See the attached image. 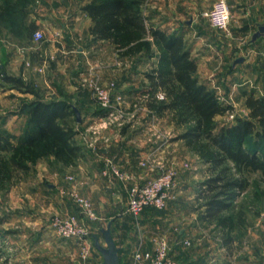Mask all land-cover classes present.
<instances>
[{"label": "rangeland", "instance_id": "374dc122", "mask_svg": "<svg viewBox=\"0 0 264 264\" xmlns=\"http://www.w3.org/2000/svg\"><path fill=\"white\" fill-rule=\"evenodd\" d=\"M62 1L59 0L61 7L56 9L54 0H28V2L27 0H19L17 4L13 5V11H15L13 15L6 14L3 18H0V65L3 66L6 73L16 77H23L20 66L21 61L15 63L17 59L14 54L16 44L11 43L10 48H4L2 38H5L4 31L9 32V30L3 27L1 22L5 25L12 24L21 32H25L24 24L28 25L30 22L39 19L51 20L52 17L55 18L53 16L54 13L59 10L63 12L68 4L65 6ZM215 1L144 0L142 12L146 21L148 19L147 23L150 26L154 25L162 28L165 19L170 17L173 21L170 28H175L176 32L180 31V35L189 30L190 27H193L195 32H197L200 41V52L204 53L203 56L205 57L204 61L211 65L212 74L219 81H223L219 82L220 84L217 83L220 89L216 87L215 91L220 101L224 105L231 106L233 110L215 119L217 126L220 127L235 123L237 117L248 116L249 110L245 105L248 94L253 92L256 97L264 96V72L260 70L261 64L256 53V48L264 37L255 42L252 41V36L258 28L257 24L264 22V0H224L231 11L229 26L226 30L213 28L204 16V13L211 9ZM154 18H158L157 22H153ZM43 31L44 37L39 44H45L48 41L49 32ZM168 32L172 33V30ZM204 42L205 44L209 43L210 46H203ZM105 50L108 53L103 55L104 64L108 63L107 61H109L110 65L123 64V66L128 67L129 71H133L135 83L133 89H136V91H131V95L147 90L148 83L144 81L145 75L150 71L156 59L149 58L143 46L138 47L135 52L131 53L126 52L124 49L116 48L113 44ZM240 59H243V61L238 62ZM10 60L12 61L11 64ZM248 61L249 63L246 64ZM45 78L49 82L48 76ZM102 78L104 81L98 79L99 81L96 82L94 79H86L88 81L85 83L81 77L79 79L80 89L82 90L83 88L82 92L86 89L93 95L92 82L101 86H107L111 83L115 84L114 81L106 82L109 79H104V76ZM24 79L36 84L46 99H50L53 96L47 93L48 88L42 78H36L27 73ZM0 83V135L4 138L3 144H10L0 151V164H2L10 158L18 157L21 155L20 153H23H15L12 150V145L19 144L20 138L23 137L28 128L27 114L21 110V106L24 101L33 99V96L11 89L9 84H5L1 80ZM113 93L121 95L123 107L128 109L127 111H131L132 108L134 111L138 110L137 116L136 118H130V116L125 115L121 122L118 121L111 124L109 122L106 125L99 126V131L96 133L98 142L108 143L112 134L121 133L128 127L130 129L134 127L130 130L133 131L132 133H136V131H139L137 130L138 127H141V124H136L138 122L139 106L133 107L129 105L128 98H125L117 88ZM159 94L160 92H157L156 96H159ZM142 95L140 94V96ZM144 100L147 101V94ZM145 102L143 101L142 104ZM73 107L76 113L79 114V120H77L76 124L79 131L77 136L78 143L84 147V150H86V147L91 149L92 146H97L96 143L92 142L91 135H94L91 127H95L98 119L84 118L77 110V106ZM98 109L99 115L103 116L104 111L100 106ZM152 122L154 120H150L147 126ZM162 125L163 128L168 127L167 124ZM162 131H154L153 135L150 136L151 139L154 140L156 138L159 141V139L162 140L169 137L171 141L175 142L179 133H181L174 130V128H172V131ZM254 141V137H250L245 145H252ZM184 147L185 149L181 153L182 158L186 159L183 157L186 155L188 161L192 162L193 167H197L193 171V176L195 181L200 182L195 189L196 197L192 200V203L195 208L201 209L200 203L202 200H198L197 197L201 183L211 176L210 165L205 162L202 154L196 152V150L189 149L186 145ZM263 150L264 147L261 146L259 151ZM26 154L31 155L30 153ZM79 160L80 158L65 164L64 160H57L54 155H41L36 161L35 159L27 160L26 170H14L12 178L8 177V170H4L3 166L1 167L0 165V264H79V262L84 264L89 261V258L83 256L79 245L85 241L89 244L91 251L100 254L95 247V238L97 237L100 243L106 246L101 230L108 226L111 221L109 218L111 217L100 215L97 209L93 207L85 191L83 190V195L80 193ZM67 171H70L69 174ZM70 177L73 179H70ZM243 177L247 181V186L244 190L238 192L239 196L233 202L232 210L226 212L225 215L234 216L237 219L238 213L242 211L245 213V225L241 228H236L234 225L229 224L227 228L223 229L216 223H212L215 225L212 230L220 233L218 236H222L224 245L230 253L238 252L239 249L244 247H246L247 253H253L259 247L260 237H264V177L260 171L245 172ZM74 194H78L90 202L91 208L97 217L96 220H86L82 209L73 196ZM91 194L97 199L99 198L97 193L91 192ZM65 204L68 212L63 206ZM71 214L78 215L79 218L88 224L90 234L84 239L76 237L61 238L51 227V219L54 216H69ZM177 221L170 220V222L159 228L160 231L156 230L155 233L149 234L152 238L158 236L166 237L170 249V257L177 262L176 264L209 262L208 260L202 261L197 259V257L195 258V256L193 257L194 251L191 248V243L190 245L184 244L185 238H187L186 241L188 239V241H191L193 236L190 221L189 225H185L188 227L189 232L187 236L184 235L185 237H181L180 227L178 226L177 228L175 226L178 223ZM234 239H236V243H233ZM215 243L213 241L210 244L215 245ZM59 245H64L66 248H61Z\"/></svg>", "mask_w": 264, "mask_h": 264}, {"label": "crops", "instance_id": "0c3cea01", "mask_svg": "<svg viewBox=\"0 0 264 264\" xmlns=\"http://www.w3.org/2000/svg\"><path fill=\"white\" fill-rule=\"evenodd\" d=\"M60 3L59 0H54L56 9L61 7ZM62 3L65 6L68 4V6L64 8V11L62 10L63 12L59 10L54 13L55 18L52 17L51 20L48 19L47 21L45 19L32 21L38 26L32 35L18 36L5 30V38H1L6 49L11 47V43L16 44L14 54L17 59L15 63L21 61V73L24 78L28 73L36 78L43 79L45 86L48 88L47 93L53 95L47 100L54 98L67 100L72 106H77V110L84 118L99 119L100 115L97 112L99 104L89 91L85 89L82 92L83 88L80 89L79 79L82 77V80L94 79L98 82L100 79L104 81L102 78L104 76V79H109L106 82H115L117 90L125 98H128L129 105L141 107L138 122H136V124H141V127L137 129L139 131L132 133L133 131L130 130L134 127H131V129L128 127L121 133L112 134L108 143L98 142L96 149L86 147V150H84L83 147L84 154L80 157L78 163L80 193L83 195L82 192L85 191L93 207L97 209L100 215L111 217L109 218L112 222L111 231L119 248L120 264H133L132 255L140 246L141 236L145 240L143 249H153V238L149 233H155L156 230H159L161 226H164L170 220H178L175 226L180 227L181 237L188 235V227L185 225H189L190 221L191 231L193 232L190 241L191 248L194 251L193 257L195 256L199 260H208V264H264V237H260L259 247L253 253H247L246 247L239 249L238 252L230 253L224 245L222 236H218L220 233L212 230L215 225L202 220L203 209L195 208L192 203V200L196 197L195 189L200 182L195 181L193 176V171L197 167H193L192 162L188 161L186 155L183 156L186 159L182 158L181 153L185 149L184 142L170 140L168 143L160 145V140L157 141L156 138L152 140L150 137L156 130L172 131V128L177 132H181V130H177L170 115L158 116L144 107L142 102L146 95H142L141 92L135 93V95L130 94L131 91H136V89H133L135 84L133 71H129L128 67L123 66V64L110 65L109 61L103 63V55L108 53L105 49L112 44L108 41H94L90 34L89 29L93 26V22L82 9L90 3V0H63ZM157 20L158 18H154L153 22H157ZM172 23V18L167 17L162 29L170 32L171 30L172 32L176 31L175 28H170ZM38 30L49 32L48 41L45 44L34 43L33 35ZM182 36L191 52V56L198 63V73L201 80L215 90L218 87L217 83L220 84L219 82L223 81H219L212 74L211 65L204 61L205 57L203 56L204 53L200 52V41L197 32L193 27H190ZM204 45L210 46L209 43L205 44V42ZM256 53L261 64H259L261 66L260 70L264 72V38L261 39L256 48ZM248 63L249 61L246 62V64ZM47 76L50 79L49 82L45 78ZM144 81L148 83L146 78ZM218 89L220 88L218 87ZM150 120H154V122L147 126ZM162 124H167L168 127L163 128ZM159 145L160 149L157 153L159 158L168 167L177 171L176 186L172 192V199L165 211L157 212V210L147 209L139 220H135L127 212L130 183H125L111 173L105 176L103 174L106 169L105 161L111 160L119 168L130 173L135 181L142 183L151 176V173L142 168L139 162L158 149ZM186 164L189 166L186 167ZM69 172L67 171L68 174ZM91 192L97 193L99 198L94 197ZM66 202L68 203V201ZM63 206L67 207L66 204ZM65 210L68 212L67 208ZM213 241L216 242L215 245L210 244ZM233 243H236V239L233 240ZM59 246L66 248L64 245ZM79 246L83 256L89 258V261L84 264H104L101 253L97 254L91 251L86 241L81 242ZM243 254L245 255L243 256Z\"/></svg>", "mask_w": 264, "mask_h": 264}, {"label": "trees", "instance_id": "16d2710c", "mask_svg": "<svg viewBox=\"0 0 264 264\" xmlns=\"http://www.w3.org/2000/svg\"><path fill=\"white\" fill-rule=\"evenodd\" d=\"M0 1V18L15 13L13 5L19 0ZM143 4L144 0H90L82 9L93 22L89 30L94 41H108L129 53L143 46L147 56L156 59L145 75L148 87L142 92L147 94L144 106L158 116L170 115L181 130L177 140L202 154L210 165L211 176L201 183L197 197L202 200V220L223 229L229 224L241 228L245 225L244 212H239L237 219L225 214L232 210L238 192L247 186L245 172L260 171L264 177V150L259 151L264 147V96L248 94L245 100L248 116L237 117L231 125L217 126L215 119L233 111L232 107L224 105L216 91L201 80L198 63L182 35L148 25ZM1 24L18 36L32 35L38 28L34 22L24 24L25 33L12 24ZM0 80L11 89L33 96L21 106L27 114L28 128L19 144L12 145L15 153H23L0 164L8 170L9 178L14 170H26L27 160L36 161L41 155H54L65 164L83 156V147L77 141V113L67 100H47L36 84L9 75L2 65ZM157 92H162L164 98L159 99ZM250 137L255 141L246 146ZM3 141L0 135V151L10 145Z\"/></svg>", "mask_w": 264, "mask_h": 264}, {"label": "built area", "instance_id": "2783aa9c", "mask_svg": "<svg viewBox=\"0 0 264 264\" xmlns=\"http://www.w3.org/2000/svg\"><path fill=\"white\" fill-rule=\"evenodd\" d=\"M230 7L224 0H216L211 9L204 13V16L208 19L210 25L219 30H226L230 22ZM44 34L38 30L34 33V42L39 43L43 40ZM86 80V79H85ZM84 82L86 83L88 80ZM93 97L98 102L101 109L104 111V115L100 116L95 127H91L93 130V143H98L96 140V133L99 131V126L106 125L107 123L121 122L124 116H130V118H136L137 111L133 108L131 111H127L123 107L122 97L120 94L113 93L116 90L115 84L111 83L107 86H101L92 82ZM118 95V96H117ZM159 99L164 98V94L160 92ZM146 100H144L145 102ZM144 105V104H143ZM145 107V106H144ZM138 109H141L139 106ZM89 131V129H88ZM160 140V139H159ZM171 138L166 137L161 141L160 145L166 144ZM160 145L153 153L147 158L141 160L139 165L147 169L151 176L145 182H137L134 177L127 171L122 170L111 160L105 161L106 169L103 174L108 176L110 173L118 177L124 182L130 183L129 187V201H128V213L135 219H139L140 216L150 208L163 211L165 210L170 200L172 199V192L176 186L177 171L174 168L168 167L157 155ZM97 146H92L91 149H96ZM188 167L189 165H185ZM70 179H73L70 177ZM79 207L82 209L86 220H96L97 217L91 208L90 202L78 194L73 195ZM51 227L55 230L57 235L61 238H79L84 239L90 234L89 226L78 215L71 214L69 216L56 215L51 219ZM144 238L141 236L140 246L133 252L132 260L133 264H176V262L170 257L169 245L166 241V237L158 236L152 239L154 244L153 249H143ZM190 241H184V244H189ZM195 264H208L207 262H198Z\"/></svg>", "mask_w": 264, "mask_h": 264}, {"label": "water", "instance_id": "95a60500", "mask_svg": "<svg viewBox=\"0 0 264 264\" xmlns=\"http://www.w3.org/2000/svg\"><path fill=\"white\" fill-rule=\"evenodd\" d=\"M257 31L252 36V41L264 37V22L261 24H257ZM243 59L238 60V62H242ZM77 120H79V114L77 113ZM112 222L108 224V226L101 230V233L104 236V241L106 246H103L100 243V240L95 238V247L101 253L103 257L104 264H120L119 260V248L117 247L111 231Z\"/></svg>", "mask_w": 264, "mask_h": 264}]
</instances>
